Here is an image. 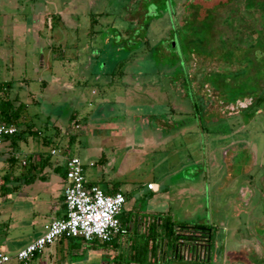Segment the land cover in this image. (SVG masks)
Segmentation results:
<instances>
[{"label": "rangeland", "instance_id": "obj_1", "mask_svg": "<svg viewBox=\"0 0 264 264\" xmlns=\"http://www.w3.org/2000/svg\"><path fill=\"white\" fill-rule=\"evenodd\" d=\"M94 2L0 0V79L15 106L27 104L20 148L0 150V182L10 172L25 183V153L55 147L80 156L87 179L121 189L125 239L75 237L74 264H142L133 245L150 237L143 264H264V0ZM190 15L214 31L196 32L210 40L192 66L184 59L198 47L170 37ZM31 206L0 191L3 250L32 235L17 217L30 221ZM198 225L211 234L209 262L176 254ZM39 256L29 264L48 252Z\"/></svg>", "mask_w": 264, "mask_h": 264}, {"label": "built area", "instance_id": "obj_2", "mask_svg": "<svg viewBox=\"0 0 264 264\" xmlns=\"http://www.w3.org/2000/svg\"><path fill=\"white\" fill-rule=\"evenodd\" d=\"M16 131L15 124L0 122V140ZM56 151V148L52 149V153ZM65 169V216L52 219L42 234L16 252L0 250V264H29L47 246L62 237H81L86 243L96 239L111 242L127 233L120 220L126 195L122 191L108 193L104 188L89 183L85 174L86 164L78 155L66 158ZM148 187L152 188L154 184L150 182Z\"/></svg>", "mask_w": 264, "mask_h": 264}, {"label": "crops", "instance_id": "obj_3", "mask_svg": "<svg viewBox=\"0 0 264 264\" xmlns=\"http://www.w3.org/2000/svg\"><path fill=\"white\" fill-rule=\"evenodd\" d=\"M90 1H91V4L89 6L91 8L95 2L94 0H90ZM159 125L162 126L158 122L156 126H159ZM11 139H12V136L4 137L3 139H1L0 140V150L5 149L7 147H9L10 149V146L12 149H17V147L14 148V145L12 144ZM18 148L20 147L18 146ZM54 148L55 147H52V149ZM52 149L50 150L51 153H52ZM27 154L28 153H25V155ZM52 155H56L57 158L53 161L51 157V163L42 169L40 176L37 178L45 179L46 176L50 177L51 172H53L52 173L53 183L47 182V183H42L38 186V184H34V180L36 178L34 180H31L25 183H22L21 180H17V179L16 180L14 179L12 181L11 191L15 192L18 198H21V199L23 198L28 201H31V205H32L29 211V214L31 216L30 221H27V219L26 220L23 219L20 216V214L17 215L18 220L19 219L21 220L20 223L22 225H24V223L26 222H28L27 225H29V227H26V228L24 227V229L23 227H21V231L27 230L29 228L33 230V233L27 240L19 243L18 245L16 243H13L12 241L11 243H9V245L7 246L5 245L6 246L5 249L8 248L11 251L3 250L2 249L3 247L1 245H0V250L6 251L9 253L16 252L18 249L24 247L26 244H28L29 242L34 240L36 237H38L40 234H42L45 231L46 224L49 223L52 219L65 216L66 214V204L64 200V188L66 185L65 160L69 155L63 154V153L59 154L58 152L52 153ZM93 164L94 162H90V165H93ZM39 168L40 167L36 168L33 171L35 172ZM102 176H103L102 180H104L105 182L106 177L104 176V173ZM87 180L89 183L96 184L101 187V185L96 181V179H91V180L87 179ZM15 184L17 187L13 188ZM154 188H155V185L154 187L150 189H154ZM104 189L121 191L119 187H115L114 185H107V187H104ZM21 233L22 232H20L18 235H20ZM76 238L75 237L74 238L73 237H62L61 239L57 240L54 244L47 246L45 249L46 252H48L47 259L41 260V262L39 263L40 264H74V261L73 260L71 261L69 256H71L72 254H77V250H79L75 248V247H79L78 243L75 241ZM124 239H125L124 236L120 235L117 237L116 241L119 244L123 242ZM67 241H70L71 244L69 245L73 247L71 250L69 249V247L66 248V249H69V252L64 251V246H65V243H67ZM82 241L83 243H86L83 239ZM44 251L40 253L39 257L44 255Z\"/></svg>", "mask_w": 264, "mask_h": 264}, {"label": "trees", "instance_id": "obj_4", "mask_svg": "<svg viewBox=\"0 0 264 264\" xmlns=\"http://www.w3.org/2000/svg\"><path fill=\"white\" fill-rule=\"evenodd\" d=\"M252 5V4H250ZM208 15L211 14V12L207 13ZM206 14V15H207ZM191 17L186 20L187 22L185 23V31L182 32H178V31H173L170 37L172 38H178V45H179V49L180 48H188V47H198V49H196V55L193 57L192 53L194 51H189V56L184 59L185 61H187V63L192 66L191 64H193L191 61L194 60L196 58L197 55H203V56H208L202 53V50L205 49L204 47L207 45L208 40L210 39H198L196 41H194L193 37L195 36L197 31H204V28H208V30L211 32V34H214V31L212 29V26L210 25L209 21H206V19L204 18V22L202 23L201 27H197L196 26V22L197 21V16L194 15L195 17L193 18L192 15H190ZM205 17V16H204ZM193 18V19H192ZM195 27V28H193ZM195 31V33L193 32ZM200 32V33H201ZM194 33V34H193ZM214 36V35H213ZM204 41V42H203ZM170 48V46H167ZM200 49V50H199ZM198 50V51H197ZM177 50H173V53H176ZM262 54V51H260ZM182 55V49L178 52ZM177 54V53H176ZM189 58V59H188ZM194 66V65H193ZM264 75V68L261 70ZM193 74V73H192ZM190 77V76H189ZM216 79H218V77L216 76ZM10 82L8 81H1L0 83V94H1V98H0V122H4V123H9V124H15L17 126V124H21L22 121V116H23V112L26 111V107L27 104L20 102L18 104V106L14 105V101L12 99H10V97L8 96V92H7V88L10 87ZM220 85V84H218ZM222 85V84H221ZM264 97H260V100H262ZM195 110L196 112H199V107L197 106V104L195 105ZM72 115V114H71ZM17 123V124H16ZM19 129L17 126V131L10 135L12 136V144L14 145V148H18L19 146V139L22 138V136H20L19 134ZM32 133L37 134L36 131H33ZM9 137V136H6ZM50 138H48V140L46 141V143H51ZM39 157L37 158V156L34 154H27L26 155V163L29 161V169L28 172L26 173V179L25 182H29L31 180H34L35 178L39 177L41 174V171L44 167H46L47 165H49L51 163V157H52V153L50 151L47 152H39ZM9 161H11L12 163H15L17 161V158L15 157L14 154L11 155ZM33 161V162H32ZM37 167H40L39 169H37L35 172L32 171L33 169H36ZM21 180L20 176L16 175L15 178H13L11 176L10 172H6V174H4L1 177V182H0V191H2L4 194L8 193L11 191L12 186L11 183L13 180ZM16 184L14 185L13 188H16ZM108 193H115L117 192V190H105ZM122 214V213H121ZM120 220L122 223V226H124L127 230L128 228L125 226V224L123 223L122 219H121V215H120ZM155 229V226H154ZM118 237V236H117ZM117 237H115L112 241H115L117 239ZM74 238V237H73ZM151 238V239H150ZM148 238V240L146 239L145 243L143 242V244H138V243H134L133 248H134V254L133 256H130L132 261L134 263H142L145 261L144 259V254H145V248L147 247V242L149 240H156L155 237H150ZM97 242H100L98 239H96L94 242H92V244H95ZM101 243L103 244H107L109 242L106 241H101ZM118 244V243H117ZM144 252V253H143ZM38 256V255H37ZM36 256V257H37Z\"/></svg>", "mask_w": 264, "mask_h": 264}, {"label": "flooded vegetation", "instance_id": "obj_5", "mask_svg": "<svg viewBox=\"0 0 264 264\" xmlns=\"http://www.w3.org/2000/svg\"><path fill=\"white\" fill-rule=\"evenodd\" d=\"M207 230L203 225L188 226L178 238L177 256L189 260L209 262L211 260L212 238L211 234L206 232Z\"/></svg>", "mask_w": 264, "mask_h": 264}]
</instances>
